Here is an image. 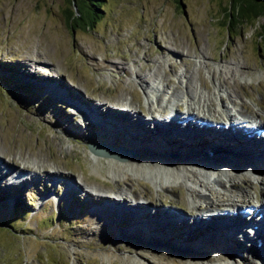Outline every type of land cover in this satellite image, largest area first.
I'll return each instance as SVG.
<instances>
[{"label": "rangeland", "instance_id": "1", "mask_svg": "<svg viewBox=\"0 0 264 264\" xmlns=\"http://www.w3.org/2000/svg\"><path fill=\"white\" fill-rule=\"evenodd\" d=\"M226 5V0H179V3L178 0H101L95 3L97 10L93 9L94 23L88 29L75 27L72 31L66 18L76 8L70 0H0V159L13 169L23 168V174L12 169L14 174L23 175L19 180L12 178L15 182L23 178L30 181L28 174L37 173L33 185L6 190L11 197L13 193H21L15 200L3 198L0 202V264H131L134 259L135 264H181L177 252L180 245H171L174 251L163 250L145 246L143 242L150 241L147 237H132L131 228L142 234L146 226L161 240L174 232L182 235H173L168 240L186 237L188 242L202 239L203 243L211 244L221 239L211 237L212 230L220 225L217 223H212L211 231L207 232L205 224L200 226L199 222L186 223L185 227L167 226L171 211L165 210L169 207L188 218L198 216L201 221L203 206L192 208L182 186L163 191L141 177L112 178L102 159L112 157L96 156L88 145L101 143L100 134L104 132L124 140L144 139L153 143V139L156 144L164 143L165 140H160L162 135L156 134L159 128L152 131L149 124L146 130L137 119L148 124L151 117L163 120L175 110L185 113L182 96L195 89L206 93L210 105L215 106L217 102L212 95H216L217 82L223 85L224 96L232 98L224 97L227 105L233 100L235 106H242L241 112L259 118L264 125V47L258 45L264 43L257 38L263 20L244 25L238 29L239 35L232 32L231 36L220 17ZM79 8L86 19L87 4ZM117 64H122V69L115 68ZM138 75L145 81H138ZM52 84L62 87L74 99L73 103L58 97ZM122 99L132 101L131 106L121 102ZM80 102L87 104L84 115L76 109ZM121 107H131V112ZM100 112L103 116L109 112L118 125L103 123ZM126 114L132 117L131 125ZM93 120L105 127L101 130ZM178 139L170 134L165 143L184 147L180 151L187 153L220 152L219 148L206 144L192 149L191 144L186 147ZM219 146L238 149L232 147L236 144ZM161 154L176 157L173 152ZM93 155L101 160L92 158ZM130 155L122 151L117 158L125 160ZM262 161L255 163L264 166ZM3 169L0 166V175ZM46 175H59L64 180L70 177L81 187L64 193L63 183L57 186V182H50L53 177ZM241 179L247 181L246 176ZM11 186L5 183L0 188ZM240 186L255 192L258 201L253 203L260 207L264 186L258 180L241 182ZM108 191L119 199L109 202L118 205L124 214L117 215L118 208L110 204L116 208L113 213L104 205L103 197L109 196ZM46 195L49 201L38 202ZM131 195L137 196L136 199ZM108 200L115 199L108 197ZM135 202L144 210L141 219L146 224L139 222L123 230L132 220L130 209L125 212L126 207ZM11 203L20 205L14 214ZM93 204L97 205L95 209ZM249 218L250 215L246 217V225ZM209 237L215 239L211 241ZM221 247L223 252L224 246ZM239 249L236 246L234 250L241 253ZM250 251L257 254L261 250L243 252L245 264L254 262L246 256ZM222 252L216 251L225 257ZM236 264L244 261L237 260ZM255 264H264L261 254Z\"/></svg>", "mask_w": 264, "mask_h": 264}, {"label": "bare ground", "instance_id": "2", "mask_svg": "<svg viewBox=\"0 0 264 264\" xmlns=\"http://www.w3.org/2000/svg\"><path fill=\"white\" fill-rule=\"evenodd\" d=\"M121 65L122 64H117V66L115 65V68L122 69V67H120ZM136 77L139 79L138 81H140V79L141 81H145L139 75ZM146 83L148 84V82ZM217 83L219 87H217L216 85L214 86L216 95H212L213 99L217 102L216 105L214 104L215 106L210 105L211 103L209 101V97L206 96V93L203 94V91L201 92L200 89H195L194 92H185L182 96L181 101L186 108L185 113H179L177 110H175L172 115H169L170 117L164 116L165 118L163 120L156 117H151V120L148 121V124L140 118H138L137 121H140V124L144 126L146 130H149L148 127H146L149 124V127L151 126L150 129L152 131H155V129L157 128L162 129L161 132L159 129H157L156 133L158 136L162 135V138H160V140L162 141H166L167 136L172 134L175 137H179L180 139L178 140L180 142H183L186 147L191 144L192 146L189 147L194 149V146L206 144L208 145V147H217V149L219 148L220 152L217 150L208 149V147L206 148L214 152H219V154L208 155L203 153L199 154L197 152L194 153L192 151H189V153H187L186 151H180V148L184 147L179 146H171L175 149H173L174 151H170V149L166 150V148L171 147L166 145L165 141L164 143L161 142V145L156 144L153 139V143H149L144 139L134 140L132 138L131 140H124V137L119 139V137H114L116 134L110 135L109 133L105 132L100 134L102 142L94 143L95 145L103 146L106 157H112L102 158L106 162L108 166V173L112 178H124V176L126 175L133 176L134 179L141 177L150 181L155 188L163 191L168 190L171 186H182V188L186 191L189 203L192 208L197 210L198 206H203L202 210H200L202 214L201 221H198V219H200L198 218V216H194V218L193 216H191L188 218L182 215L181 212H173V208L169 207L167 210H165L171 211L169 214V219L166 221L167 226L173 228L175 226H179L178 224H180L182 227H185V225H187L186 223L191 222L192 224H197V222H199L198 224L200 226L205 224V230L207 232L211 231L212 223H217L218 225H220L217 227V229L212 230L213 235H211V237L220 236L221 239L213 241L215 238L211 239V237H209V239L213 241L211 244L206 242L203 243L202 239L188 242V240H185L186 237H177V239L175 238V240L173 241L168 240L173 235H182L178 232H174L171 236H166V239L161 240L153 236L154 233H152L153 231L150 230L151 228L148 226H146L144 230H142V234H138L140 233V231H137L136 228H131L130 232L132 230L134 231L132 237H147L150 239V241L143 242L144 244H146L145 246H148L149 244L151 246L160 247L163 250L169 249L170 251H174L176 249L172 248V246L180 245L177 252L181 259V264H232V262L236 264V261L241 259L245 264L246 258L242 253L252 249H260L261 251L257 254L252 251H250V253H246L247 258H249L250 261L253 260V264H255L257 260H259V254H261L262 259L264 260V218L255 217V219H253V216L250 217V223H253L252 226L253 228L255 227V230L249 233L245 228L247 220L246 218H244V213H247V210L254 211L255 208H257V206H255L253 203L256 200V195L255 192L251 191V189L245 190L244 187L240 186V183L242 182L243 184H245L246 182L251 183V181L258 180L260 184L264 186V175L261 174V172H264V166H259V164L257 165L255 163H263L262 160H264V134L259 135L258 137H256L255 134V131L264 127V125L262 121L259 120V118L250 116L248 112L245 114L241 112L239 109L242 106H235L233 100L232 102H230V100L228 99L230 105H227L224 97L227 98L228 96L231 98V96H224L225 91L221 90L223 88V85L221 86L219 82ZM49 85L50 83H48V85L46 86L48 87ZM53 87L54 92L58 97L64 99V101L68 104L73 103V101L71 100L74 99L70 98L68 93L65 92L62 87L58 85ZM121 102H126V100L122 99ZM126 103L128 104V106H131L132 101H127ZM148 105V110L149 112H151L152 109L150 107V103ZM89 108L92 111V108ZM121 108L125 111L129 110L127 112H131V107ZM76 109L81 112L82 115H84L83 110L87 109V104L80 102ZM122 113L123 111L121 112V116ZM100 114L101 115L99 117L103 119V123L108 122V126L112 123L116 124L114 119L109 116V112L107 116H103L101 112ZM125 117H127L128 123L130 119H132L129 114H126ZM92 123L96 126H99L101 130L103 127H105V124H103L104 126L97 125V121L94 120L92 121ZM121 131L124 132L125 130L123 131L121 129ZM117 134L119 133L117 132ZM152 134L154 133L152 132ZM217 135L223 136L221 137V139H219ZM226 139L229 141H227ZM178 140L173 141L179 142ZM233 144H236L237 146H232ZM219 145H231L232 147L238 149L228 148L225 146L224 147L227 149H224L220 148ZM124 146H126L127 149L132 150V152L125 149ZM161 149L165 150H163L162 152L160 151ZM222 150L224 152H221ZM108 151L117 154L122 153V151H127L131 155L125 160H118L115 154L111 155L110 153H108ZM167 151L173 152L174 154H176V157H165L164 154H161ZM227 153L229 155L237 156L238 158L234 160L233 158L229 157ZM92 158L101 160L100 157L92 156ZM235 161L238 162V164ZM0 166L2 169H6H3V171H1V175H3H0V185H2V183H6L7 185H12L11 187L13 188H17L18 186H26V184L33 185V182L36 180L37 173L35 172L36 174H28L29 176H32L29 177L30 181H26L28 179L23 178V180L15 182L14 180H12V178L16 180L21 179L23 176L22 172H24L23 168L21 169L18 167L17 169H13L9 164H6L4 159L2 158L0 159ZM12 169L14 171H19L22 174H18L16 172V174H14L12 172ZM52 172L55 173L54 171ZM242 176H246L247 181H243L241 179ZM47 177H53L50 182H57V186L63 183L62 185L64 188V193L68 189L73 190V187L77 188L78 186H80L78 184H75L76 182H73L70 177L66 179L67 181L59 175ZM262 188L263 189L261 190H264V187ZM106 189L110 190L109 187ZM74 192L76 193V190H74ZM108 192L109 196L105 195V197H103V199L106 200L103 201L104 205L107 206L109 210H113V213L115 212L114 210L118 208L116 212L117 215L124 214L121 213L120 207L118 205H116L115 203H111L114 201L118 202L119 199L115 197L112 191ZM98 196L100 195H96V197ZM108 197H113L115 200H108ZM136 197L137 196L131 195V198H133V200H135ZM48 198L49 195H46V197L42 196L41 198H39L38 202L44 203L46 201H49ZM53 198L56 199V197ZM97 202H101L100 199H98ZM260 202V207L264 206V199L260 200ZM110 204L116 208L111 207ZM96 206L97 205L94 206L93 204L92 207L95 209ZM140 208L141 206H139V204L136 202L133 206L126 207L125 212L130 209L129 213L132 214V220L130 223H127L129 224L126 225L127 228H122L123 230H127L131 225L139 224V222H142V224H146V220L141 219L143 215L141 214V212H143L144 210H140ZM137 215L141 217L138 218ZM216 217H220L221 219ZM135 220L138 222H135ZM150 232L151 234H149ZM241 241L243 243H241ZM162 242L170 243V245H166ZM257 242H259L260 244L257 245ZM238 243H240L241 245ZM188 244H191V246H189ZM221 245L224 246V253L221 250ZM216 246H218V248H216ZM232 246L234 247V249L236 248V246L240 247L238 251L242 252L238 253L237 250H234L232 248ZM210 248L212 249L209 250ZM225 248H227L228 250L225 251ZM218 249H220L225 257H221L220 255H218L219 253H216ZM207 250L208 252L206 253L205 251ZM231 255L234 256V258L229 257ZM250 255H252V257ZM135 261V259L131 260V264H135Z\"/></svg>", "mask_w": 264, "mask_h": 264}, {"label": "trees", "instance_id": "3", "mask_svg": "<svg viewBox=\"0 0 264 264\" xmlns=\"http://www.w3.org/2000/svg\"><path fill=\"white\" fill-rule=\"evenodd\" d=\"M101 0H70L76 11H69L66 20L71 24L72 31L75 30V27H85L89 28L94 20V10H97L95 7V3L100 2ZM227 5L220 12L221 19L223 22V26L227 28V32L231 34L232 32L238 33V29L244 25H253L259 21L263 22L258 26L259 32L257 35L258 41L264 43V0H226ZM179 3V0H178ZM89 8V11H86V19L84 17V13L82 14L80 5H86ZM96 16V15H95ZM85 19V20H84ZM259 47H264V45L259 44ZM7 189L3 187L0 188V202L3 201L4 196H7ZM18 194H21L20 192ZM16 194V195H18ZM16 199V197H15ZM19 203H11L12 213L15 211L14 209L18 207ZM20 206V205H19ZM19 213L22 211L17 209ZM14 214V213H13Z\"/></svg>", "mask_w": 264, "mask_h": 264}, {"label": "water", "instance_id": "4", "mask_svg": "<svg viewBox=\"0 0 264 264\" xmlns=\"http://www.w3.org/2000/svg\"><path fill=\"white\" fill-rule=\"evenodd\" d=\"M96 147L100 150H97L96 149ZM88 148H89V150H90V152L91 153H93V154H95L96 156L99 154V155H101V156H106V153H105V151H104V149L101 147V145H95V144H91V145H88ZM102 152H103V154H102ZM108 153H110L109 151H108ZM113 154H115L117 157H119L120 156V153H114V152H112L111 153V155H113ZM124 159L126 158V157H123Z\"/></svg>", "mask_w": 264, "mask_h": 264}]
</instances>
